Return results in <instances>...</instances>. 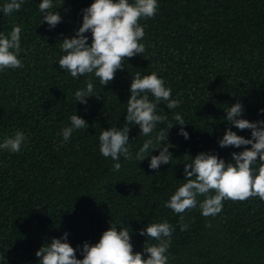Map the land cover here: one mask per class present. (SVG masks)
I'll return each mask as SVG.
<instances>
[{
	"label": "trees",
	"instance_id": "obj_1",
	"mask_svg": "<svg viewBox=\"0 0 264 264\" xmlns=\"http://www.w3.org/2000/svg\"><path fill=\"white\" fill-rule=\"evenodd\" d=\"M8 2L0 0V34L21 27L23 67L0 70V144L17 131L25 140L18 152L0 148V264H39L36 251L65 232L82 259L83 243L98 242L111 223L118 231L129 227L134 252H142L146 236L139 231L165 221L173 227L168 264H264V200L259 197L225 199L221 212L207 217L199 207L204 196L182 214L165 206L185 182L184 163L191 157L206 152L234 163L231 154L243 151L244 146L218 144L230 127L225 117L232 105L242 103V118L264 120V0H157L156 14L139 21L145 51L125 60L107 86L94 74L73 78L58 64L64 54L60 40L75 35L81 10L93 0H53L49 11L63 17L53 30L43 23L41 0H24L18 12L5 15ZM86 35L90 42L91 34ZM137 72H155L179 106L158 105L157 114L167 120L149 137L139 126H129L132 159L121 155L115 171L117 161L99 151V135L125 127L130 82ZM88 79L94 97L85 105L74 94ZM74 114L88 125L65 141L62 130L71 126ZM175 114L184 118L189 139L178 134ZM170 124L168 141L162 142L169 144V164L152 170L150 156L136 160L144 141L155 143ZM232 130L251 138L250 130ZM151 155H159V149Z\"/></svg>",
	"mask_w": 264,
	"mask_h": 264
},
{
	"label": "clouds",
	"instance_id": "obj_2",
	"mask_svg": "<svg viewBox=\"0 0 264 264\" xmlns=\"http://www.w3.org/2000/svg\"><path fill=\"white\" fill-rule=\"evenodd\" d=\"M24 0H10L3 5L5 15L18 12ZM44 13L43 23L53 30L62 23L60 12L49 11L54 7L53 0H41L38 5ZM157 0H93L90 6L81 10L82 24L71 37L60 40V48L64 53L58 60L59 68L67 70L73 78L91 76L94 74L104 86L114 79L117 70L124 69L125 60H130L145 51L140 43L145 35L144 27L140 25L141 18H151L157 11ZM91 40L89 42V36ZM21 27L14 26L7 35L0 34V70L19 69L23 67L18 58L20 52ZM86 87L75 92V99L87 105L88 98L94 97V85L91 79L85 81ZM130 97L127 100L126 125L123 129L110 128L99 135V151L104 157L117 161L113 165L119 171L118 162L121 155L131 160L129 146L130 125H137L140 134L149 137L158 123H164L166 116L158 115L156 109L161 102H166L167 109L179 106V101L171 99V88L155 72L141 76L137 72L130 82ZM144 95H141V94ZM151 93L154 101L149 99ZM98 99V98H97ZM264 113V109L260 110ZM244 106L239 100L226 111V121L230 125L218 144L221 148L234 147L243 151L233 152V162H225L216 154L201 152L191 161L184 163V183L179 186L165 205L174 213L182 214L186 210L197 207V196H204L199 207L205 217L219 214L223 208L222 201H244L252 197L264 200V120L249 121L242 118ZM175 125H180L178 134L189 139L185 130L186 124L180 114L174 115ZM70 127L62 130L67 141L74 130L84 129L88 123L74 114L70 117ZM174 125H168L167 130H161L152 138L144 141L136 153V160L143 161L150 156L149 168L158 170L161 164H169L173 158L169 151V130ZM250 130L251 138L238 135L232 128ZM25 140L23 132L17 131L11 138H6L0 148L18 152ZM250 145L249 147H246ZM154 149H159V155H151ZM150 152V154H149ZM255 165V167H254ZM214 192L212 195L210 193ZM181 221L183 216L181 215ZM187 225H181V231ZM111 226L103 231L98 242H84L80 249L82 259L77 258V249L68 242V233L60 238H52L50 243L40 247L35 256L40 258L39 264H168L167 250L171 243L173 227L167 222L149 223L139 231L146 236L142 252H134L131 242L130 228ZM158 241L149 243V239ZM147 254V258L144 254Z\"/></svg>",
	"mask_w": 264,
	"mask_h": 264
}]
</instances>
